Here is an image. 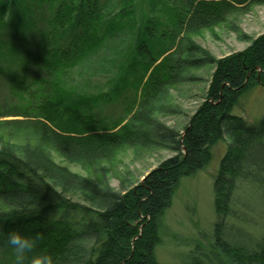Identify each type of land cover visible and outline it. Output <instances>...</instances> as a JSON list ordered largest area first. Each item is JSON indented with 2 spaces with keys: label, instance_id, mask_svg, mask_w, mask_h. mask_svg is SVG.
Instances as JSON below:
<instances>
[{
  "label": "trees",
  "instance_id": "1",
  "mask_svg": "<svg viewBox=\"0 0 264 264\" xmlns=\"http://www.w3.org/2000/svg\"><path fill=\"white\" fill-rule=\"evenodd\" d=\"M109 1L0 0V80L6 90L0 100V250L12 264L6 234L18 231L38 238L34 251L51 255L55 264H161L154 252L174 190L181 179L202 170L211 148L226 138L229 143L212 185L213 262L264 264V244L254 241V246L244 247L225 240L228 221L236 216L237 184L264 189V117L247 124L230 114L248 82L256 80L257 72L264 73V34L246 50L218 60L193 44L189 48L198 57L178 61L175 51L169 53L172 49L156 51L153 44L143 48L146 36L161 34L159 27L166 22L175 33L184 30L188 39L226 26L242 40L229 19L248 7L264 6V0H150L159 19L147 20L140 31L133 0H119L117 12L107 9ZM126 38L136 41V59L142 61L125 67L117 51L111 62L102 57L97 70L110 72L111 91L97 97L108 99L131 89L135 95L141 90L145 101L134 109L130 104L120 121L107 122L91 114L100 98L76 90L68 79L74 73L80 77L81 70L93 71L92 61L85 62L109 40L126 44ZM204 64L212 68L204 103L182 132L154 121L152 114L161 109L155 102L165 90L194 82L184 72ZM127 149L166 150L173 156L125 194H115L102 166L115 174ZM52 154L79 165L86 178L55 163ZM74 197L92 203L86 207L72 202ZM75 215L85 220L75 225L70 220Z\"/></svg>",
  "mask_w": 264,
  "mask_h": 264
},
{
  "label": "rangeland",
  "instance_id": "2",
  "mask_svg": "<svg viewBox=\"0 0 264 264\" xmlns=\"http://www.w3.org/2000/svg\"><path fill=\"white\" fill-rule=\"evenodd\" d=\"M118 1L110 0L107 9L113 12L120 10L122 2L119 5ZM133 1V14L137 21L135 26L139 31L147 20L159 19V13L152 12L150 0ZM229 20L241 31L242 40L238 38L236 33L229 31L226 26L215 27L211 31H203L195 37L190 35V39H188L184 30L175 33L173 24L166 22L164 26H158L161 34L155 32L154 35L146 36L143 48L145 47V50H147L146 46L153 44L151 47L156 51L158 49H172L169 53L175 51L173 59L178 61L179 59H196L198 57L189 48V45L193 44L212 58L218 60L246 50L253 40L264 34V6L248 7L243 12L235 13ZM124 48L127 51L126 53L120 51ZM115 51L119 54L118 57H122V65L126 67L136 59L137 43L132 39H127L126 44L122 40H109L103 49L91 57L93 60L89 59L85 62L91 63L92 61L93 71L89 69L88 73L86 71L84 73L81 70L80 77L76 73L71 74V78L69 77L68 79L72 84L70 85L79 88L76 90L85 92L88 96L94 98L99 94L102 96L109 93L111 90L109 91L108 89L109 82L107 79L110 72L98 71L97 64H100L102 57H107L110 62L114 60ZM141 61L139 57L136 59L139 64ZM90 72L95 74L96 77L92 76ZM211 73L212 68L208 64H204L198 69L185 71V77H194L196 80L194 82L181 83L168 91L165 90L166 92L163 93L161 99L155 102L156 107L161 109L154 117L152 114V119L166 128L181 133L183 126L188 123V119L204 103ZM260 74L263 78H260ZM5 96L6 90L0 80V100ZM97 98L100 99L96 102L97 105L94 106L91 114L97 119H106L107 122L120 121V118H123L126 114V110L130 108V104L134 105H132L134 109L136 104L145 101V96L142 95L141 90L135 95L131 89L110 95L108 99H105V97ZM171 109L172 111L176 110L175 114L170 112ZM230 114L241 118L247 124H255L264 117V73L257 72L256 80L248 82L237 103L231 108ZM228 143V139L225 138L214 145L211 148L209 163L202 170L181 179L174 190L170 207L166 210L161 220V227L158 233L159 243L154 252L159 263L208 264L207 261L209 260L210 264H215L213 262L215 251L212 244L214 242L213 232L216 217L213 207L212 185L213 179L218 172L220 159L226 151ZM143 151L127 149L122 153L116 163L115 174L107 170L106 165L102 166L103 177L110 191L115 194H125L141 183L143 178L162 161L173 156V153L166 150H156L153 153ZM52 157L55 163L65 167L72 174L86 178V173L79 165L55 154H52ZM261 178H263L262 175ZM90 182L97 186L93 180H90ZM71 199L72 202H77L86 207L92 203L87 198L76 199L74 197ZM233 214L236 216L228 221L229 226L225 232V237H227L225 240L230 241L232 245L244 247L254 246L255 242L264 244V189L247 182L238 183L237 192L234 195ZM70 220L75 225H78L85 218L81 215H75ZM246 235L251 237L253 241ZM194 252L198 255L191 256ZM191 257H196V260ZM7 258L4 251L0 250V264H11Z\"/></svg>",
  "mask_w": 264,
  "mask_h": 264
},
{
  "label": "clouds",
  "instance_id": "3",
  "mask_svg": "<svg viewBox=\"0 0 264 264\" xmlns=\"http://www.w3.org/2000/svg\"><path fill=\"white\" fill-rule=\"evenodd\" d=\"M38 238L24 235L18 231L6 234V243L12 252V264H55L51 255L36 253Z\"/></svg>",
  "mask_w": 264,
  "mask_h": 264
}]
</instances>
